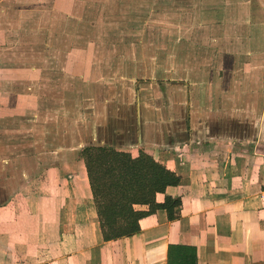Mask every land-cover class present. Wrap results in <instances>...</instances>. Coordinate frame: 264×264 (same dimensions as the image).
<instances>
[{"label": "crops", "instance_id": "obj_1", "mask_svg": "<svg viewBox=\"0 0 264 264\" xmlns=\"http://www.w3.org/2000/svg\"><path fill=\"white\" fill-rule=\"evenodd\" d=\"M25 8L19 12H26ZM11 13L15 11H0V149L5 151L0 152V167L5 169L0 170V190L2 183H15L0 199V264H167L169 255L173 264H178L183 253L191 257L184 264H264V95L254 90L257 82L253 77L248 85L233 74L229 76L230 84L218 76L203 95L200 88H194L193 96H187V89L186 96L176 94L183 83H177V88L157 78V83H151L156 86L155 96L138 91L134 96L126 95V99L112 98L100 87L111 77H102V64L97 67L93 61L97 51L88 46L72 50L60 66L64 83L72 81L73 93L69 96L75 102L71 112L63 106L60 114L42 105V100L62 96L53 93L59 89V78L55 81L46 77L59 69L58 63L54 65L42 56L34 60L27 54H13L17 49L11 39L17 34L18 24L13 20L17 16ZM251 13L253 23L247 29L261 18V10ZM245 30L239 34L242 39ZM242 39L237 49L245 51L248 42ZM28 45L29 50L33 49L31 43ZM6 51L7 55L2 54ZM49 52L53 51L47 49ZM247 52L251 64L258 63L264 54L255 48ZM152 74L157 77L159 68L155 66L145 77ZM81 82L88 83L86 96H90V102L101 100L99 106L105 111L118 109L116 113L124 120L112 124L111 114L104 112L100 123H94L88 142L77 144L76 149L103 146L132 157L147 153L179 178L176 186L155 196L157 203H163L165 197L180 200L174 219L169 220L164 210H157L139 221L137 234L104 241L80 155L53 158L47 151L37 158L25 152L9 155L15 153L11 150L34 146L33 141L18 144V140H1L25 132L22 121L29 118L35 121L30 132L40 138L41 149L65 147L59 143V136L56 144L52 141V145L44 146L39 135L51 133L53 127L57 128L56 134L60 133L65 117L72 124L77 100L85 96ZM135 82L130 78L126 84ZM159 84L167 85L166 96ZM101 89L102 93L98 92ZM170 246L175 249L170 250ZM184 259L182 256L180 261Z\"/></svg>", "mask_w": 264, "mask_h": 264}, {"label": "rangeland", "instance_id": "obj_2", "mask_svg": "<svg viewBox=\"0 0 264 264\" xmlns=\"http://www.w3.org/2000/svg\"><path fill=\"white\" fill-rule=\"evenodd\" d=\"M16 1L18 3H15ZM22 7H26V12H19ZM4 8L14 10L15 13L11 15L17 16L13 18L15 24H18L17 34L11 39L13 48L17 49L13 54H27L33 56L34 60H39L42 56L54 65L58 63L59 69H54L55 73L46 77H52L55 81L59 78V89L53 93L62 96L52 97L46 102L42 100L44 109L57 111L64 106L66 112H71L75 108V102H72V96H69L73 93L72 81L68 79L64 83L60 66L72 50H82L88 46H93L97 51L93 61L97 67L102 64V77H111L106 87H100L112 98L125 96L126 99V95L134 96L138 91L146 93L147 96H155L156 86L154 84L153 88L151 83H157V78L168 80L169 86L177 88V83H183V92L176 91L178 95L186 96L184 89H187V96H193L196 87L200 88V95H203L205 88L211 85V80L221 76L230 84L229 76L232 74L239 76L235 79H244V83L248 85L253 77L257 82L253 85L254 90H258L260 96L264 95V54L260 63L251 64V55L247 52L249 48L264 52V0H4L0 11ZM260 10L261 18L254 20L257 24L247 29L246 27L253 23L249 14L252 11L258 14ZM31 19L34 21L28 23ZM25 22L26 25L21 26ZM4 26L7 27L8 24ZM244 29L248 48L241 51L237 48L241 46L242 38L239 34ZM29 43L33 46L31 50ZM8 46L6 42L5 47ZM47 49L53 52L46 53ZM214 51L217 53H213ZM8 53L2 52L6 55ZM77 59L75 57V60ZM155 66L159 68V75L145 77L146 73L153 72ZM241 66L243 69L239 70ZM253 70L255 74H251ZM130 78H134L136 82L128 85L126 82ZM96 79L100 84L101 77ZM187 82L192 84L188 85ZM87 85L88 83L81 82V92L85 96H81L82 101L77 100V113L75 120L71 118L72 124L69 123V118L65 117V126L61 127L60 133L56 134L57 128L53 127L51 133L44 131L39 135L44 146L52 145V141L56 144V138L59 136V143L65 145L62 150L41 149L40 138L30 132L35 121L31 122L29 118L28 121L21 119L22 128L27 129L25 132L12 138L6 135L1 140L4 143L18 140V144L24 143V140L33 141L34 146L27 150L25 147L11 150L10 152L15 153L9 155L15 156L16 153L25 152L26 155L37 158L47 151L50 152L48 156L53 158L81 156L83 149H76V145L83 141L88 142L89 134L94 133V123H100L104 112L111 114L109 118L111 123L113 120L112 124L117 125L124 120L123 116L116 113L118 109L105 111L104 106L98 105L101 100L90 102V96H86L87 90L89 92ZM159 86H162L164 91L167 88V85ZM101 91L102 89L98 90L102 93ZM164 91L163 96H166L168 92ZM228 95L231 96L232 93ZM39 96L44 98V95ZM57 98L60 99L58 102ZM111 104L108 105L109 108ZM59 111L61 114L62 110ZM9 127L11 128L10 125ZM0 152L5 151L0 149ZM0 170L4 172L3 165ZM13 183L15 182L5 183L6 185L2 183L1 200Z\"/></svg>", "mask_w": 264, "mask_h": 264}, {"label": "trees", "instance_id": "obj_3", "mask_svg": "<svg viewBox=\"0 0 264 264\" xmlns=\"http://www.w3.org/2000/svg\"><path fill=\"white\" fill-rule=\"evenodd\" d=\"M81 158L104 241L137 234L139 221L157 210H164L169 220L174 219L180 200L165 197L163 203H157L155 196L176 186L179 178L149 155L140 152L132 157L111 148L88 146L81 151ZM188 257L190 260L189 253H183L178 264H184ZM167 264H173L171 255Z\"/></svg>", "mask_w": 264, "mask_h": 264}]
</instances>
